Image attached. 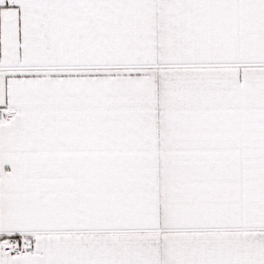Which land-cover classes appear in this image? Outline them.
I'll return each mask as SVG.
<instances>
[{
  "label": "snow or ice",
  "instance_id": "6c2138e0",
  "mask_svg": "<svg viewBox=\"0 0 264 264\" xmlns=\"http://www.w3.org/2000/svg\"><path fill=\"white\" fill-rule=\"evenodd\" d=\"M0 264H264V0H0Z\"/></svg>",
  "mask_w": 264,
  "mask_h": 264
}]
</instances>
